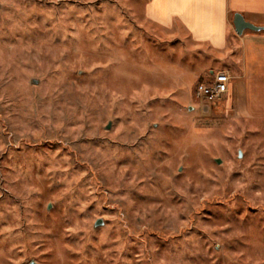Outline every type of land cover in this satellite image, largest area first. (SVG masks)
Returning <instances> with one entry per match:
<instances>
[{
    "label": "rangeland",
    "instance_id": "1",
    "mask_svg": "<svg viewBox=\"0 0 264 264\" xmlns=\"http://www.w3.org/2000/svg\"><path fill=\"white\" fill-rule=\"evenodd\" d=\"M145 1L0 0V264H264V113Z\"/></svg>",
    "mask_w": 264,
    "mask_h": 264
},
{
    "label": "crops",
    "instance_id": "2",
    "mask_svg": "<svg viewBox=\"0 0 264 264\" xmlns=\"http://www.w3.org/2000/svg\"><path fill=\"white\" fill-rule=\"evenodd\" d=\"M144 10L150 21L178 27L199 43L218 50L230 46L237 66L233 78L227 70L229 94L238 96V110L264 113V29L238 34L233 24L234 13L240 12L264 26V0H146Z\"/></svg>",
    "mask_w": 264,
    "mask_h": 264
},
{
    "label": "built area",
    "instance_id": "3",
    "mask_svg": "<svg viewBox=\"0 0 264 264\" xmlns=\"http://www.w3.org/2000/svg\"><path fill=\"white\" fill-rule=\"evenodd\" d=\"M229 81L230 76L225 72L216 73L213 82L200 86V92L210 102L221 99L229 90Z\"/></svg>",
    "mask_w": 264,
    "mask_h": 264
},
{
    "label": "water",
    "instance_id": "4",
    "mask_svg": "<svg viewBox=\"0 0 264 264\" xmlns=\"http://www.w3.org/2000/svg\"><path fill=\"white\" fill-rule=\"evenodd\" d=\"M233 24H234V28L236 33L238 34H242L244 30L246 29H250V30H254V31H260L264 29V26L261 25H256L250 21H248L247 19H245L244 15L240 12H236L234 13L233 16ZM241 155V153H240ZM218 162H220V159H217ZM101 219H98L96 221V225L101 224ZM34 264V263H32Z\"/></svg>",
    "mask_w": 264,
    "mask_h": 264
},
{
    "label": "trees",
    "instance_id": "5",
    "mask_svg": "<svg viewBox=\"0 0 264 264\" xmlns=\"http://www.w3.org/2000/svg\"><path fill=\"white\" fill-rule=\"evenodd\" d=\"M202 85L201 81H199V84L197 86V91H199V87Z\"/></svg>",
    "mask_w": 264,
    "mask_h": 264
}]
</instances>
